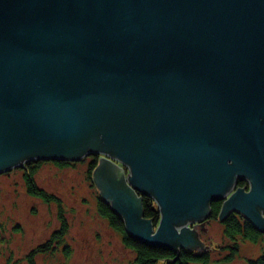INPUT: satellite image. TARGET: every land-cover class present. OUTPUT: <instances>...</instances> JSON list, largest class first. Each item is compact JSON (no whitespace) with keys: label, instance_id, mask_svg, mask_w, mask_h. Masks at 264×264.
<instances>
[{"label":"water","instance_id":"1","mask_svg":"<svg viewBox=\"0 0 264 264\" xmlns=\"http://www.w3.org/2000/svg\"><path fill=\"white\" fill-rule=\"evenodd\" d=\"M95 155L137 241L204 256L217 200L264 233V0H0V174Z\"/></svg>","mask_w":264,"mask_h":264},{"label":"rangeland","instance_id":"2","mask_svg":"<svg viewBox=\"0 0 264 264\" xmlns=\"http://www.w3.org/2000/svg\"><path fill=\"white\" fill-rule=\"evenodd\" d=\"M87 166L88 159L66 167L45 161L36 174L39 186L61 198L70 227L63 240L55 243L54 252L37 256V264H130L134 260L135 252L124 245L120 233L99 214V193L86 179ZM9 173L0 176V264H6L10 250L14 257L11 264H16L14 260L27 264L25 255L46 242L59 227L57 205L29 195L20 170ZM222 224L211 221L207 231H202V241L211 253L209 264H246L248 258L261 253L264 236L258 243L243 241L233 261L221 263L228 250L220 249L230 244ZM16 227L21 228L19 232Z\"/></svg>","mask_w":264,"mask_h":264},{"label":"trees","instance_id":"3","mask_svg":"<svg viewBox=\"0 0 264 264\" xmlns=\"http://www.w3.org/2000/svg\"><path fill=\"white\" fill-rule=\"evenodd\" d=\"M88 166L86 170V179L91 184L92 188L97 189L93 184L92 174L95 167L98 164L99 156H90L88 158ZM58 167H66L72 165L75 162L56 161L53 162ZM45 164L44 161L27 163L24 168H16L23 173V180L26 191L29 195L41 198L45 203H56L57 215L59 219V227L51 234V237L44 243L32 248L30 252L25 255L27 264H37V256L54 252L57 247L55 243H60L69 231V222L64 215L65 208L61 198H59L53 192H48L43 187L39 186L36 181V174L38 173L41 165ZM10 173L0 174V176L9 175ZM244 181L239 182L238 187L246 186ZM98 191V190H97ZM97 210L99 214L105 218L111 228L120 233L124 245L135 252V258L130 264H209L211 261V255L204 254V256H197L193 251L186 249H180V260L177 252L173 249L166 247H154L132 238L125 228L123 219L112 211L111 206L100 199L99 195L96 196ZM223 202L214 201L211 204V218L217 220L219 212L222 208ZM143 206L146 219H152L154 223H158L160 220V212L156 202L149 196L143 195ZM223 235L229 239L230 244L223 246L220 250H228V253L223 255L220 260L221 263H227L233 261L240 250V244L245 240H250L258 243L263 239L264 233H261L251 222L245 220V218L239 213H230L222 224ZM17 232L20 231V227H16ZM19 229V230H18ZM6 264H11L13 260V251L10 250ZM16 261L17 264V260ZM19 261V260H18ZM218 262V263H220ZM19 263V262H18ZM246 264H264V247H262L261 253L256 258H248Z\"/></svg>","mask_w":264,"mask_h":264},{"label":"flooded vegetation","instance_id":"4","mask_svg":"<svg viewBox=\"0 0 264 264\" xmlns=\"http://www.w3.org/2000/svg\"><path fill=\"white\" fill-rule=\"evenodd\" d=\"M219 220V218L217 219V220H215V219H212L211 218V216L205 221V223H204V226L202 227L201 226V224L200 223H195V227L198 229V231H199V235H200V237H201V235H202V233L203 232H206L207 231V225L211 222V221H218ZM203 231V232H202ZM202 239V238H201ZM213 251V250H212ZM211 251V252H212ZM196 254H197V252H195ZM209 253H210V251H209ZM209 253H207L208 255H209ZM211 254V253H210Z\"/></svg>","mask_w":264,"mask_h":264},{"label":"bare ground","instance_id":"5","mask_svg":"<svg viewBox=\"0 0 264 264\" xmlns=\"http://www.w3.org/2000/svg\"><path fill=\"white\" fill-rule=\"evenodd\" d=\"M124 173H125V176H127V173L125 172V170H124ZM126 179L128 180V177ZM144 215H145V213H144Z\"/></svg>","mask_w":264,"mask_h":264}]
</instances>
